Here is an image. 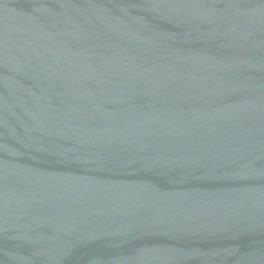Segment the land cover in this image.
I'll use <instances>...</instances> for the list:
<instances>
[{"label":"water","instance_id":"95a60500","mask_svg":"<svg viewBox=\"0 0 264 264\" xmlns=\"http://www.w3.org/2000/svg\"><path fill=\"white\" fill-rule=\"evenodd\" d=\"M0 264H264V0H0Z\"/></svg>","mask_w":264,"mask_h":264}]
</instances>
